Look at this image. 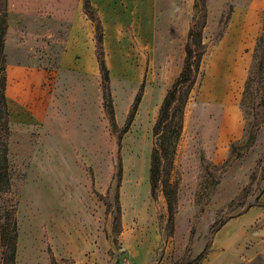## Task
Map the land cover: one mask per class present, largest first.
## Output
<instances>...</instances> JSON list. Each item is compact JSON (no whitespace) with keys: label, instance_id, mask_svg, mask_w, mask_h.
<instances>
[{"label":"rangeland","instance_id":"374dc122","mask_svg":"<svg viewBox=\"0 0 264 264\" xmlns=\"http://www.w3.org/2000/svg\"><path fill=\"white\" fill-rule=\"evenodd\" d=\"M193 3L194 0H137V16L129 12L134 6L131 2L125 15L119 13L122 18L100 19L115 126L104 110L95 62L93 75L83 84L87 106L81 109L80 92L73 91L72 114L63 116L55 125L61 134L65 129L70 131L69 145L59 141L66 169L61 179L52 180L43 192L49 199L61 201L63 210L60 228L54 231L45 223L42 239L86 241L93 246L91 261L89 254L87 259H66L72 264H187L207 242L212 246L213 236H208V229L215 221L237 217L250 207L264 208V160L245 203L236 201L228 207L250 183L264 154V124L254 146L221 176V165L213 163L220 154L230 151L232 143L236 152L244 148L253 124L254 102H264V9L245 8V4L230 0L225 4L206 1L202 31L206 48L168 167L170 182L177 184L173 225L168 222L160 183L151 195V131L185 58ZM227 4L231 7L227 8ZM198 11L196 26L201 20L200 5ZM261 60L257 85L252 83L253 74ZM143 78L141 101L127 125L129 109ZM262 107L260 119L264 117ZM65 118L69 121L65 122ZM28 166L27 158L9 159L11 194L0 192V225L13 202L19 203ZM212 181L217 183L214 190ZM232 189L229 195L221 192ZM209 193L212 196L203 206ZM102 243L105 249L108 245L104 258L100 254ZM52 247L56 253L59 251L53 243ZM1 253L0 247V264Z\"/></svg>","mask_w":264,"mask_h":264},{"label":"crops","instance_id":"0c3cea01","mask_svg":"<svg viewBox=\"0 0 264 264\" xmlns=\"http://www.w3.org/2000/svg\"><path fill=\"white\" fill-rule=\"evenodd\" d=\"M212 1L227 2L207 0ZM131 2L134 6L129 8ZM230 2L245 4V8L264 9V0ZM89 4L99 20L119 19V13L127 12L126 6L137 16V0H89ZM155 13L157 16V7ZM94 51V24L83 11V0L6 1L3 58L8 160L11 157L29 160L17 208L15 264H51L48 248L56 262L87 259L88 254L90 261L94 258L93 246L86 241L42 239L45 223L56 231L62 221V202L57 203L43 193L52 180L61 179L66 169L59 141L67 145L71 141L69 129L61 134L55 125L63 116L72 114L73 91L80 92L81 109L87 106L83 84L94 73ZM228 154L223 152L213 163L222 165ZM232 191L221 192L229 195ZM52 243L59 248L57 253ZM106 249L102 243V258L107 254L108 245ZM257 255L264 258V208L254 206L229 219L213 235L212 246L199 264L228 261L248 264Z\"/></svg>","mask_w":264,"mask_h":264},{"label":"trees","instance_id":"16d2710c","mask_svg":"<svg viewBox=\"0 0 264 264\" xmlns=\"http://www.w3.org/2000/svg\"><path fill=\"white\" fill-rule=\"evenodd\" d=\"M6 1L7 0H0V192L4 194H11V186L8 177V118L4 97L5 75L3 58V38L6 28ZM206 1L207 0H194L192 23L189 26V30L187 33V42L184 47L185 58L182 62L183 66L181 67L182 69H180V73H178L179 75L176 76L177 78L174 80L173 84L168 89L164 99L162 100V103L158 110L157 118L151 131L153 143L149 165L150 192L151 195H154L157 185L159 183L161 184L162 194L166 203V209L168 213V222L171 225H173L174 217L177 211V184H172L170 182L168 178V167L172 161V155L182 133L185 107L189 99L190 93L192 92L195 86L196 77L200 69L201 59L206 48V44L202 43V31L205 26L207 14ZM198 5H200L201 20L200 25L198 24L196 26V16L199 12ZM230 7L231 6L227 4V8ZM83 11L88 17V19L94 24V55L98 71L101 77V90L104 110L109 116L112 126H115L108 87L109 73L104 58L102 25L95 10L90 6L88 0H83ZM262 33V37L264 38V18L262 19ZM261 66L262 60L257 63V69L253 74L252 83L257 85L260 84L259 76L261 72ZM143 89L144 78L139 87V91L136 94L133 103L129 109L126 120L127 125L130 124L134 117V114L142 98ZM262 106H264V102H254L253 124L250 128V132L248 134L245 146L240 152H236V145L234 143L231 144V149L229 151L227 159L219 167L220 176L235 160L245 155L247 151L254 146L259 129L264 124V117L262 119L258 118L261 112L260 110L263 108ZM263 160L264 154L257 164L256 171L251 175L250 183L243 189L241 196L231 201L228 207H231L236 201H239L240 204L245 203L249 195L250 187L258 171L261 169V163ZM208 167L209 165H206V168ZM212 168L217 169L216 166H212ZM216 184V181H212V190H214ZM211 196L212 193H209L207 195L206 201L204 202L203 206L207 204ZM17 206L18 201L16 200L13 202V206L10 212H7L4 222L0 225V247L2 251L1 264H15L16 247L18 239ZM202 208L199 210V213L202 211ZM231 218L232 217L229 216L227 218H220L218 221H215L208 229V236H213ZM117 222L120 223L119 218L117 219ZM193 234L194 223L190 231V240ZM209 248L210 243L207 242L203 247L202 251L187 264H199L201 260L206 256ZM48 256L51 264H57L49 248ZM58 264H72V262L61 260L58 262ZM248 264H264V258L260 255H257Z\"/></svg>","mask_w":264,"mask_h":264}]
</instances>
